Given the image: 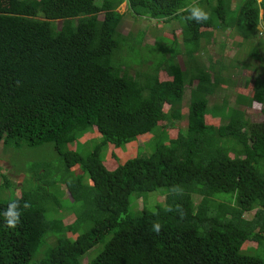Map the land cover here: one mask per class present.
<instances>
[{
	"label": "trees",
	"instance_id": "1",
	"mask_svg": "<svg viewBox=\"0 0 264 264\" xmlns=\"http://www.w3.org/2000/svg\"><path fill=\"white\" fill-rule=\"evenodd\" d=\"M122 2L136 16L183 21L182 66L174 59L173 36V52L154 73L127 72L128 60L115 57ZM229 2L0 0V143L49 142L58 157L49 177L30 171L40 184L0 199V264H264V120L251 122L228 107L226 122L209 123L220 113L207 96L228 79L220 75L222 63L207 57L204 64L196 55L216 26L234 25L246 39L264 20V0ZM192 3L210 18L182 19ZM160 70L167 79H158ZM186 85V125L169 137L165 129L180 118ZM239 91L237 103L262 104L264 78L250 97ZM87 127L101 139L82 153L69 145ZM155 127L147 154L112 167L102 162L106 144L119 147ZM57 181L77 204L66 207L74 213L68 224L52 189ZM158 188L162 204L130 209L131 194ZM12 200H19L21 216L8 228L3 212ZM25 201L30 207L23 208ZM245 241L255 243L253 252L241 248Z\"/></svg>",
	"mask_w": 264,
	"mask_h": 264
},
{
	"label": "rangeland",
	"instance_id": "2",
	"mask_svg": "<svg viewBox=\"0 0 264 264\" xmlns=\"http://www.w3.org/2000/svg\"><path fill=\"white\" fill-rule=\"evenodd\" d=\"M238 1L240 0H230L229 4L234 5ZM116 10L122 15L116 29L117 33L122 37H118L121 47L118 49L120 52L117 51L118 53L115 57H119L121 60H128L127 72L129 74H132L134 71L149 72L148 74L154 73L157 65L160 62H165L167 55L173 52L169 47L173 36L174 40L177 41L175 45L177 51L174 53V59L182 66L184 54L182 53L183 46L180 42L179 27L183 21L179 17L162 21L146 16H136L128 10L124 2L120 3ZM56 24L58 25V22ZM215 24L217 23L215 22ZM212 32L211 39L208 42H205V40L200 41V45L203 46L204 50L198 51L196 55L199 56L198 58L204 64H206L207 57H210L211 61L217 60L222 63L224 69L220 71V75L228 80L226 83L220 81L212 93L207 96V105L209 107L212 105L219 107L221 118L214 121H210L209 119L208 122H213L216 125L226 122L224 113L228 107L240 109L244 117L251 122L263 121L264 99L262 104L252 102L250 105H245V103H237L235 97L240 92L239 90L247 98L250 97L253 86L258 84L261 78H264V20L260 19L256 29L252 30L246 39L243 38L238 27L234 25L222 28L216 26ZM249 52L251 53V57L247 54ZM158 72V79H167V75L162 70ZM189 88L190 86L186 85L182 94L180 118L173 121L171 127L165 126L169 137H174L176 130L183 129L186 125ZM157 129L155 127L150 132L139 135L134 140L119 147L106 144L100 153L102 162H106L105 165L107 167H112L135 155L147 154V144L152 139V135H155L154 132ZM100 139L101 136L94 128L87 127L76 136V144L71 143L69 146L78 148V151L86 153ZM111 154H114L116 159L113 162L111 161L110 164L108 161L112 160ZM40 164L43 168L38 167ZM57 165V154L49 142L37 146H28L22 143L18 147L0 143V199L5 200L15 197L19 194L21 188L28 189L37 183L40 184L41 181L37 180V177L32 175L30 171L37 169L36 173L42 174L44 172L49 177L52 173L56 172ZM78 170L75 167L74 171L78 172ZM84 175L86 176V174ZM84 181L90 183L87 177L84 178ZM4 182L7 185H4ZM52 189L57 191L60 199L56 197L58 203L63 205L60 207L63 217L62 222L68 224L74 219V213L73 210H66V207L69 208V206L77 204L71 203L63 182H55ZM162 191L163 188H158L153 191L144 192L141 196L136 197L134 194H131L130 209L139 210L142 206L152 209L156 204H162ZM51 192L56 196L54 190ZM251 215V212L243 214L246 219H249ZM67 235L72 236L71 234ZM52 240L51 236L47 237L48 243H51ZM241 248L248 252H253L255 243L245 241ZM96 249L97 246L89 250L81 258V262H85L88 257H92L97 251Z\"/></svg>",
	"mask_w": 264,
	"mask_h": 264
},
{
	"label": "clouds",
	"instance_id": "3",
	"mask_svg": "<svg viewBox=\"0 0 264 264\" xmlns=\"http://www.w3.org/2000/svg\"><path fill=\"white\" fill-rule=\"evenodd\" d=\"M185 11H187L188 15L182 17V19L186 21L195 20L197 23H203L210 18V12L205 10L204 7L199 4L192 3L186 6ZM30 207L29 202L25 201L23 204V208ZM21 205L19 200H12L7 209L3 212V216L5 218V224L8 228H15L20 222L21 216ZM161 229V225L159 223L153 224V230L159 233Z\"/></svg>",
	"mask_w": 264,
	"mask_h": 264
}]
</instances>
